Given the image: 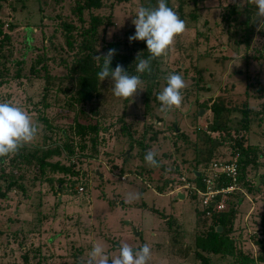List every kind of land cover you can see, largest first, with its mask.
Segmentation results:
<instances>
[{
  "label": "rangeland",
  "instance_id": "obj_1",
  "mask_svg": "<svg viewBox=\"0 0 264 264\" xmlns=\"http://www.w3.org/2000/svg\"><path fill=\"white\" fill-rule=\"evenodd\" d=\"M76 1L0 0V102L19 105L38 122L40 133L27 149L48 152L58 147L59 153L46 161L74 172H55L49 166L43 174L23 164L18 168L10 161L14 154L0 159V232L12 235L10 245L23 244L12 249L0 233V264H25V253L30 257L26 264H85L97 243L110 258L118 256L122 243L134 249L147 243L149 264H202L194 253V234L203 208L183 180L197 184L193 172L204 174L211 161L227 159L238 143L250 148L245 156L255 162L244 167L248 184L242 180L228 204L236 208L229 238H241L237 254L203 255L208 264H240V255L255 252L252 241L264 214V21H257L256 6L247 7L255 4L167 0L186 22V32L167 56L153 60L151 75L141 76L144 90L132 100L115 97L110 80L99 83L98 93L83 106L99 128L92 143V137L83 141L74 134L75 110L66 113L56 100L64 96L58 92L60 79L71 90V65L66 63L83 46L76 31L88 26L92 16L110 18V25L98 27L94 44L101 49L106 42H120L130 58L125 70L136 75L135 41L128 39L135 33L132 21L139 7H155L157 0H98L99 8L82 14L83 23L73 15ZM70 21L74 29L66 33L63 22ZM67 34L73 37L72 50L65 43ZM33 64L38 75L30 71ZM172 73L182 75L187 86L182 106L164 113L157 95ZM45 74L54 77L48 92ZM219 95L243 102L244 108H233L225 130L213 132L211 109ZM200 134L211 142L203 143ZM209 147L210 160L197 164ZM148 150L157 153L160 167L145 162ZM134 194L139 199L124 202ZM185 249L186 259L173 253Z\"/></svg>",
  "mask_w": 264,
  "mask_h": 264
},
{
  "label": "trees",
  "instance_id": "obj_2",
  "mask_svg": "<svg viewBox=\"0 0 264 264\" xmlns=\"http://www.w3.org/2000/svg\"><path fill=\"white\" fill-rule=\"evenodd\" d=\"M58 1V0H57ZM60 1V0H59ZM197 1V0H191ZM99 1L98 0H77L75 8L72 9L74 17L76 16L77 21L79 23H83V16L82 14L91 11L94 9L99 8ZM247 7H255L253 4L247 5ZM241 10V9H240ZM245 10L243 8L241 11ZM194 17H192L193 19ZM224 20L228 21L227 17ZM222 22V21H221ZM228 23V22H227ZM111 20L110 18H102L97 16H92L90 23L88 26H82L81 31H76L77 34L82 36V45L78 49V52L73 55V61L66 63L67 65H71L70 68V75H69V84L70 89L64 85L63 88V81L62 79L59 80L61 83V88L58 91L60 94H64L63 98H57L56 100L60 104L61 107L66 106L65 112L68 113L72 110L74 111V116H72L71 126L74 129V134L80 137V140L85 141L87 138L92 137L90 142L95 143V138L99 135V128L96 122H93V116L87 113L83 106L87 102H89L94 94H97L100 89V81L97 79V73L100 71V65L102 61H97L95 56H102L105 55L109 49H115L116 54L114 55L111 63V67L114 69L117 64L122 65L125 69V63L129 60V56L122 52V44L120 42H106L105 45L101 46V49H97V46L94 44V38L97 35V29L101 25H110ZM73 23L70 22H63V27L65 32L73 30ZM3 35L2 30H0V36ZM66 46L72 50L73 49V37L71 34H67L65 37ZM133 52L132 54L134 57L132 58L133 63L136 64V57L139 53L140 56L147 58L149 53L147 51L146 42L145 41H135L132 44ZM153 62V61H152ZM39 63V62H38ZM36 65H31L30 71L33 74H37L39 72L36 71ZM153 72V71H152ZM146 74V73H145ZM16 78H19V72L16 74ZM47 80L45 90L48 92L49 86L53 84L52 80L54 77H48L47 74L44 76ZM152 77H156V73H153ZM109 79H106L107 81ZM46 95V94H45ZM67 95V96H66ZM232 99L227 96L219 95L217 96L212 103V112H213V121L211 123V130L213 132H220L225 130V122L228 121V117L230 113L234 110L233 108H244V103H232ZM241 106V107H240ZM246 111L243 110V112ZM70 114L68 115V117ZM43 119V118H42ZM45 123L47 121L43 119ZM178 131V129L176 130ZM202 139V142L205 143L206 141L211 142L210 138L208 137L207 140L201 134L198 136ZM204 138V141H203ZM215 143V142H214ZM66 149H68L69 153L72 152L70 146L65 145ZM84 148V146H82ZM250 148H243L241 144L235 145V150L231 153L224 161L227 162H235L238 166V180L237 183L239 185V189L241 190V184L243 181L248 184L249 178L243 179L244 177V167L253 164L255 161L248 159L245 155L248 153ZM64 150V149H63ZM59 153L58 147L55 150H50L48 152L34 149L30 150L26 147L22 148L19 152L14 154L11 158L12 163H16V166L19 168L22 164L24 166L30 167H38L41 173H45L44 170L46 167H51V169L55 172H67L71 173L72 175L74 172L71 170H65L63 167L59 166L58 164H51L46 161V159L52 155H57ZM237 154V157H235ZM200 155L204 156L201 160H196L197 164L202 162H208L211 158L212 152L211 148L209 147L206 150V153H200ZM1 159V158H0ZM212 162V161H211ZM210 163V162H209ZM243 167V168H242ZM197 172V171H196ZM194 177V181L199 184V178L196 177L195 173L192 175ZM248 176V175H247ZM249 177V176H248ZM246 180V181H245ZM262 181V180H260ZM228 182L225 181V184ZM263 184V183H262ZM254 191L259 190L254 185ZM239 190V191H240ZM235 193V192H234ZM231 194L228 199L225 201L226 208L223 211L219 212H212L211 215H206L205 210H199V214L197 215L196 219V230H195V247L197 248L196 256L201 261L202 264H208L207 259L203 255V253H210L220 256H235L236 253V243L241 240L239 239H232L229 238V234L233 231V223L236 217V208L234 204H231L229 207L228 204L232 203L230 200L233 199L235 194ZM251 193V192H250ZM230 201V202H229ZM156 211V210H154ZM260 229L258 228L257 236L253 238L252 241V248L255 252L251 253L250 256L240 255L242 258L240 260V264H251L256 262L257 264H264V214L260 215ZM10 221L7 225H9ZM221 227L222 231L219 233L217 228ZM0 233L4 234V239L6 240V245L12 249H18L17 247H23V244H16L10 245L9 241L12 239V235L8 234V232L1 231ZM243 239V238H242ZM5 245V246H6ZM14 247V248H13ZM181 249V248H179ZM19 250V249H18ZM173 252L176 256H179L183 259H186L189 255L188 249L183 251ZM12 253V251H11ZM18 253V252H17ZM15 253V254H17ZM240 253V252H239ZM14 254V255H15ZM27 253L22 255L23 263H28L30 257ZM32 259V258H31Z\"/></svg>",
  "mask_w": 264,
  "mask_h": 264
},
{
  "label": "clouds",
  "instance_id": "obj_3",
  "mask_svg": "<svg viewBox=\"0 0 264 264\" xmlns=\"http://www.w3.org/2000/svg\"><path fill=\"white\" fill-rule=\"evenodd\" d=\"M252 3L257 8V21L260 24L264 21V0H252ZM132 23L135 26V33L129 36V42L145 41L149 53L147 58L137 54L136 75H130L119 64L114 69L111 67L116 54L115 49H109L105 55L95 56L98 62L102 61L97 79L100 82L109 79L114 96L125 100H132L138 94V90H144L141 76L145 73L151 75L152 61L167 56L176 38L187 30L186 22L168 6L167 0H157L155 7H139ZM186 86L182 75L175 73L167 75L166 87L157 95L161 104L160 111L167 113L179 109ZM39 133L38 122H35L27 111L11 102H0V158L16 154L25 146L33 144ZM156 156V152L148 150L144 160L150 167L158 168L160 164ZM134 199H139V194L130 195L124 202L131 203ZM151 258L152 250L147 243L138 249H134L128 243H122L115 258H110L102 245L97 243L88 252L85 264H149Z\"/></svg>",
  "mask_w": 264,
  "mask_h": 264
},
{
  "label": "built area",
  "instance_id": "obj_4",
  "mask_svg": "<svg viewBox=\"0 0 264 264\" xmlns=\"http://www.w3.org/2000/svg\"><path fill=\"white\" fill-rule=\"evenodd\" d=\"M199 184L184 181L185 188L193 191L201 201L206 215L223 211L226 199L235 191H239L238 166L235 162L212 161L204 174L200 173ZM225 181L228 182L225 184Z\"/></svg>",
  "mask_w": 264,
  "mask_h": 264
},
{
  "label": "water",
  "instance_id": "obj_5",
  "mask_svg": "<svg viewBox=\"0 0 264 264\" xmlns=\"http://www.w3.org/2000/svg\"><path fill=\"white\" fill-rule=\"evenodd\" d=\"M201 113H202V110H200V115H201ZM126 154H127V156H128V151L126 152ZM96 173H98L97 172V170H96ZM193 173H195V175H196V177L198 178L199 177V172H196V171H194ZM99 174V173H98ZM258 182H259V179H258V177L256 178V183L258 184ZM176 198L177 199H179V200H182V198H183V195L181 194V192H177V194H176ZM127 224V223H126ZM217 231L220 233L221 231H222V228L221 227H218L217 228Z\"/></svg>",
  "mask_w": 264,
  "mask_h": 264
}]
</instances>
